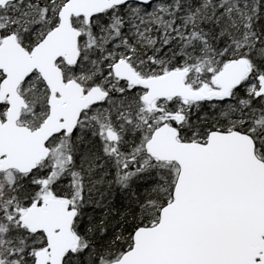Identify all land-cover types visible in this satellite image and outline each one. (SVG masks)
<instances>
[{
	"label": "snow or ice",
	"instance_id": "6c2138e0",
	"mask_svg": "<svg viewBox=\"0 0 264 264\" xmlns=\"http://www.w3.org/2000/svg\"><path fill=\"white\" fill-rule=\"evenodd\" d=\"M0 264H264V0H0Z\"/></svg>",
	"mask_w": 264,
	"mask_h": 264
}]
</instances>
